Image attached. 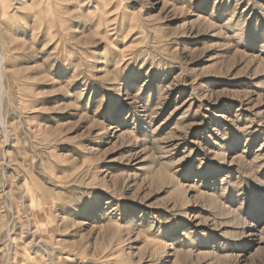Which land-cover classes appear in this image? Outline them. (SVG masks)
<instances>
[{"label":"rangeland","instance_id":"374dc122","mask_svg":"<svg viewBox=\"0 0 264 264\" xmlns=\"http://www.w3.org/2000/svg\"><path fill=\"white\" fill-rule=\"evenodd\" d=\"M0 264H264V0H0Z\"/></svg>","mask_w":264,"mask_h":264}]
</instances>
